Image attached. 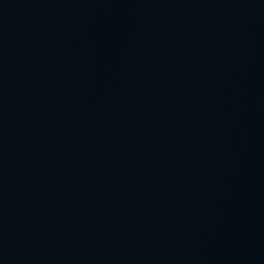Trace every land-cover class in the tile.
Listing matches in <instances>:
<instances>
[{"label": "water", "instance_id": "95a60500", "mask_svg": "<svg viewBox=\"0 0 264 264\" xmlns=\"http://www.w3.org/2000/svg\"><path fill=\"white\" fill-rule=\"evenodd\" d=\"M0 264H264V0H0Z\"/></svg>", "mask_w": 264, "mask_h": 264}]
</instances>
